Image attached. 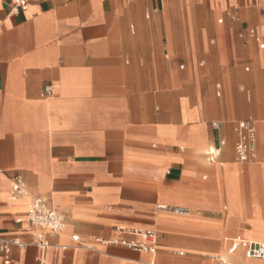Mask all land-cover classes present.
<instances>
[{"label": "crops", "instance_id": "crops-1", "mask_svg": "<svg viewBox=\"0 0 264 264\" xmlns=\"http://www.w3.org/2000/svg\"><path fill=\"white\" fill-rule=\"evenodd\" d=\"M13 2L0 0V235L27 246L9 264H264L227 252L263 239L264 0ZM244 121L256 147L238 162ZM34 197L66 226L43 253ZM137 230L156 233L154 254L111 243L144 242Z\"/></svg>", "mask_w": 264, "mask_h": 264}, {"label": "built area", "instance_id": "built-area-1", "mask_svg": "<svg viewBox=\"0 0 264 264\" xmlns=\"http://www.w3.org/2000/svg\"><path fill=\"white\" fill-rule=\"evenodd\" d=\"M27 7L26 0H14L13 10L24 11ZM254 38V34H250ZM263 48V46H261ZM42 95L49 97L51 95V87L45 86L42 89ZM213 128H217V124H212ZM256 147V128L247 121L238 124V137L235 143V158L238 162H247L254 156ZM212 156V153H211ZM26 189L22 181L18 177H14L11 183L10 194L13 199L23 196ZM159 210L168 211L173 214H187V210L183 208H158ZM27 231L32 236V246L38 248L42 253L50 248L48 241L49 236L57 235L64 227L62 217L52 209L48 203L39 198L34 197L28 207L26 214ZM134 236L142 237V243L126 240H115L112 244L127 247L135 252L154 254L156 246V233L154 231H133ZM71 240L76 246H82L81 240L72 236ZM27 244L21 243L18 240L5 239L0 235V256L4 264L11 262V251L13 248L24 249ZM90 249V248H89ZM242 250L245 257L249 259L263 260L264 261V243H252L245 240H231L228 245L227 252L233 254L238 250ZM37 264H48L43 256L36 259ZM215 264H225L223 261L215 259Z\"/></svg>", "mask_w": 264, "mask_h": 264}, {"label": "rangeland", "instance_id": "rangeland-1", "mask_svg": "<svg viewBox=\"0 0 264 264\" xmlns=\"http://www.w3.org/2000/svg\"><path fill=\"white\" fill-rule=\"evenodd\" d=\"M261 52H262L263 55H264V50H261ZM243 72H244V71H243ZM250 73H251V71L248 72L247 74H250ZM249 99H250V102H251V100H253V97H250ZM65 229H66V226L64 225V227H63L62 231L59 233V235H61V233H62V235H63V232L65 231ZM252 233H253V234H258V235H260V236L263 238V239H260V240L255 239V240H253V241H255V242H257V243H264V230H263V229H259L258 227H255V228H253ZM62 235H61V236H62ZM227 237H228V236H224V237L222 238V241H223L225 238H227ZM247 240H252V239L247 238ZM223 252H224V249H223Z\"/></svg>", "mask_w": 264, "mask_h": 264}, {"label": "bare ground", "instance_id": "bare-ground-1", "mask_svg": "<svg viewBox=\"0 0 264 264\" xmlns=\"http://www.w3.org/2000/svg\"><path fill=\"white\" fill-rule=\"evenodd\" d=\"M211 146H212V145H211ZM207 147H208V146H207ZM209 148H210V147H209ZM207 150H208V149H207ZM216 150H217V149H216ZM210 151H211V150H210ZM216 156H217V155H216ZM158 208H160V209L163 208V209H164V208H166V206H158ZM161 211H164V210H161ZM187 212L189 213L188 210H187ZM59 233H60V232H59ZM59 233H58V234H59ZM61 235H62V233H61ZM247 241H248V242H252V243H257V242H255V241H253V240H247ZM234 254H235V253H234ZM234 254H233V255H234ZM239 256H240V255H239ZM222 257H223V256H222ZM233 257H234V256H233ZM230 258H232V257H230ZM240 258H241V257H240ZM240 258H239V259H240ZM235 259H236V258H235ZM225 260H226V259H225ZM233 260H234V258H233ZM236 261H237V259H236ZM229 263H230V262H229ZM238 264H239V262H238ZM240 264H241V263H240Z\"/></svg>", "mask_w": 264, "mask_h": 264}]
</instances>
